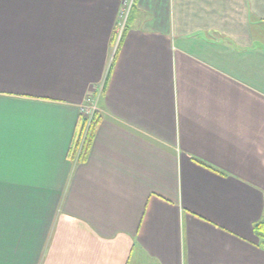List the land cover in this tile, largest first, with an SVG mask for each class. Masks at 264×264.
Masks as SVG:
<instances>
[{
	"label": "crops",
	"instance_id": "0c3cea01",
	"mask_svg": "<svg viewBox=\"0 0 264 264\" xmlns=\"http://www.w3.org/2000/svg\"><path fill=\"white\" fill-rule=\"evenodd\" d=\"M125 2L0 0V264H264V0Z\"/></svg>",
	"mask_w": 264,
	"mask_h": 264
},
{
	"label": "trees",
	"instance_id": "16d2710c",
	"mask_svg": "<svg viewBox=\"0 0 264 264\" xmlns=\"http://www.w3.org/2000/svg\"><path fill=\"white\" fill-rule=\"evenodd\" d=\"M133 6H134V2L131 6V9L133 8ZM128 21H129V16L118 42V50L122 44L124 34L127 29ZM117 34L118 32L116 33V38H117ZM111 68H112V64L108 71L105 82H107L109 78ZM104 90H105V86L103 87V92ZM80 120L82 122V126L80 128L81 130L79 129L80 132L78 133L77 137H75L71 145V148L69 150L68 156L72 161H75L76 163H85L89 157L97 130L102 121V117L99 115V113H96L93 119L91 120V122L89 123V125L87 124L86 121H84L83 118H81ZM198 162L202 165H205L203 162L200 161ZM253 230L257 238H259L260 240V246L264 248V215L258 222L254 224Z\"/></svg>",
	"mask_w": 264,
	"mask_h": 264
},
{
	"label": "built area",
	"instance_id": "2783aa9c",
	"mask_svg": "<svg viewBox=\"0 0 264 264\" xmlns=\"http://www.w3.org/2000/svg\"><path fill=\"white\" fill-rule=\"evenodd\" d=\"M125 14L126 13H124L123 15V19L125 18ZM123 23H125V19ZM123 28H124V24L123 25L121 24L118 30L119 37L121 36ZM97 104H98V96H94V97L92 96L87 99L86 103L80 109V114L82 115V118L84 119V121L87 122L88 125L93 119L94 115L98 113Z\"/></svg>",
	"mask_w": 264,
	"mask_h": 264
},
{
	"label": "rangeland",
	"instance_id": "374dc122",
	"mask_svg": "<svg viewBox=\"0 0 264 264\" xmlns=\"http://www.w3.org/2000/svg\"><path fill=\"white\" fill-rule=\"evenodd\" d=\"M128 2H125V4H126L125 12H124V13H126L125 14V18H124L125 19V23L122 22V25L124 24V26L126 24V21L128 20V16L130 14V9H131L132 3H133L132 0H128ZM124 19H123V21H124ZM81 118H82V115H81Z\"/></svg>",
	"mask_w": 264,
	"mask_h": 264
},
{
	"label": "snow or ice",
	"instance_id": "6c2138e0",
	"mask_svg": "<svg viewBox=\"0 0 264 264\" xmlns=\"http://www.w3.org/2000/svg\"><path fill=\"white\" fill-rule=\"evenodd\" d=\"M0 120H2V110H0Z\"/></svg>",
	"mask_w": 264,
	"mask_h": 264
}]
</instances>
